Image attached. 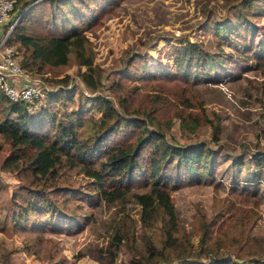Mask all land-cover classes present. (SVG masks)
I'll return each mask as SVG.
<instances>
[{
	"label": "rangeland",
	"instance_id": "obj_1",
	"mask_svg": "<svg viewBox=\"0 0 264 264\" xmlns=\"http://www.w3.org/2000/svg\"><path fill=\"white\" fill-rule=\"evenodd\" d=\"M31 1L16 0L0 25V52L18 54L43 86L33 115L47 109L83 140L101 116L88 99L103 95L169 143L202 146L210 155L192 178L177 173L174 162L162 169L159 178L170 179V220L162 207L143 212L135 195L149 185L136 178L120 177L123 191L106 198L86 172V166L101 170L102 153L62 155L44 182L25 160L3 168L14 148L0 133V264H130L136 256L149 264L264 263V65L251 57L264 52V0L250 6L241 0ZM34 3L38 12L22 17ZM218 21L228 33L215 31L211 24ZM20 23L27 34L47 38L77 27L86 36L85 54L71 46L64 57H33L13 36ZM199 48L213 66L190 71L184 58ZM76 109L83 110L79 120L71 114ZM4 118L0 105V122ZM110 178L105 175L103 187L118 186ZM28 188L44 190L48 209L30 210L27 220L17 221L13 212L26 203ZM132 236L134 243H125ZM148 237L154 257L145 250Z\"/></svg>",
	"mask_w": 264,
	"mask_h": 264
},
{
	"label": "trees",
	"instance_id": "obj_2",
	"mask_svg": "<svg viewBox=\"0 0 264 264\" xmlns=\"http://www.w3.org/2000/svg\"><path fill=\"white\" fill-rule=\"evenodd\" d=\"M31 2H24V4L27 7ZM240 2L241 4L246 3L248 6L252 4V0H241ZM17 5L18 3H15L12 10ZM37 6L38 4L34 3L22 17L28 16V12L34 15L38 12ZM225 24V21H218L212 23L211 26L215 31H218L217 33L226 34L230 28ZM70 29L64 34L51 35L52 37L47 38L41 33L27 34L22 23H20L15 26L13 36L25 44L27 48H32L30 54L33 57L40 56L43 53L50 54V56L61 54L64 57L67 49L69 50L71 46L75 48L77 55L85 54L86 36L77 27ZM244 29L249 31L251 27L247 26ZM193 44L190 43L188 47ZM201 51L199 48V51H195L194 55L193 51L186 53L183 63L190 71L194 65L203 68L213 66V58L210 57L207 60L205 54ZM258 51L252 54L251 57L258 64L264 65V52ZM85 60H88V58H85ZM177 94L181 96L182 92L177 90ZM88 100L91 101V108H96L101 112V116L94 122V134L89 138L80 140L73 135L70 126H65L62 122L56 121V117L52 115V112L45 109L39 112L38 115L28 113L23 103L9 101L0 90V105L5 111V118L0 122V133L11 141L14 148V152L4 159L2 167L7 170L16 169L21 161L25 160L31 170L30 174L35 179L44 182L49 177L54 176L55 163L60 161L62 155H70L71 151L80 149H84L83 151L89 153L90 156L102 153L103 158L99 160L101 170L86 166V172L99 183L100 192L104 195L108 193L106 198L119 196V191H123L120 177L126 175V177L136 178L143 185H149L147 192L135 195L143 208V212L145 211L146 215H151L156 208L162 207L171 220L173 211L165 187V183L170 182V179L161 180L159 174L169 163L174 162L177 173L184 172L192 178L193 175L199 172V168L207 163L210 150L204 149L202 146H182L169 143L164 133L151 129L146 125L142 126L139 118L126 116L106 96L97 95ZM81 111L83 110L76 109L71 114L79 120L82 114ZM11 114H15V118ZM44 126L47 127V130H42ZM215 129H217L216 126ZM104 140L106 144L103 143ZM105 175H110V179H114L118 186L103 187ZM149 181L151 182L148 183ZM28 192L26 203L19 204L18 210L13 212L17 216V221L20 219L27 220L30 210L40 211L46 207V204H43V200L46 199L44 190L28 188ZM33 197L38 199L36 203ZM61 219L62 217L57 218L58 226L60 225L64 229L66 222L62 225ZM61 228L59 231H62ZM125 234V232H122V237ZM170 237L171 235L168 233L167 238L171 239ZM129 238H132L131 241L125 243H134L133 236L127 237V239ZM112 241L115 244V251H118L122 241L121 235L117 231L116 235L112 236ZM166 244L172 245L168 242ZM132 245L134 246V244ZM145 250L148 252L149 257H154L157 252L156 245L149 237L145 239ZM130 264L149 263L136 256L130 261ZM209 264H225V262L222 263V260L217 259L209 262ZM229 264L240 263L233 260Z\"/></svg>",
	"mask_w": 264,
	"mask_h": 264
},
{
	"label": "built area",
	"instance_id": "obj_3",
	"mask_svg": "<svg viewBox=\"0 0 264 264\" xmlns=\"http://www.w3.org/2000/svg\"><path fill=\"white\" fill-rule=\"evenodd\" d=\"M16 0H0V25L9 17ZM19 55L10 49L0 52V90L11 102H21L28 113L38 111L43 86L21 66Z\"/></svg>",
	"mask_w": 264,
	"mask_h": 264
}]
</instances>
